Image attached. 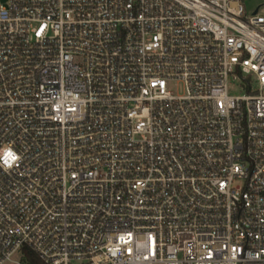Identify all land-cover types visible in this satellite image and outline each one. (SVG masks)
<instances>
[{
  "label": "built area",
  "instance_id": "built-area-1",
  "mask_svg": "<svg viewBox=\"0 0 264 264\" xmlns=\"http://www.w3.org/2000/svg\"><path fill=\"white\" fill-rule=\"evenodd\" d=\"M24 249L264 264V0H0V264Z\"/></svg>",
  "mask_w": 264,
  "mask_h": 264
},
{
  "label": "trees",
  "instance_id": "trees-1",
  "mask_svg": "<svg viewBox=\"0 0 264 264\" xmlns=\"http://www.w3.org/2000/svg\"><path fill=\"white\" fill-rule=\"evenodd\" d=\"M20 260L22 264H45L41 261L38 255L30 249H24Z\"/></svg>",
  "mask_w": 264,
  "mask_h": 264
},
{
  "label": "rangeland",
  "instance_id": "rangeland-1",
  "mask_svg": "<svg viewBox=\"0 0 264 264\" xmlns=\"http://www.w3.org/2000/svg\"><path fill=\"white\" fill-rule=\"evenodd\" d=\"M259 2H254L253 4L251 5H248L249 8H248V11L249 13H251L254 9V7L258 4ZM230 95L232 96H239V95H243L244 94V91L240 88V85L238 83H235L231 86L230 90ZM21 257H17L16 260H20ZM21 261V260H20ZM8 264H11V263H8Z\"/></svg>",
  "mask_w": 264,
  "mask_h": 264
}]
</instances>
